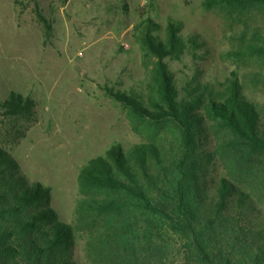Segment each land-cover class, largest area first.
Returning <instances> with one entry per match:
<instances>
[{"label": "trees", "instance_id": "trees-1", "mask_svg": "<svg viewBox=\"0 0 264 264\" xmlns=\"http://www.w3.org/2000/svg\"><path fill=\"white\" fill-rule=\"evenodd\" d=\"M203 6L236 11L264 7V0H204ZM159 28L151 17L136 26L153 64L148 94L106 88L149 141L129 151L114 144L79 174L85 197L77 206L78 223L105 221L92 244L105 258L95 264H167L153 254L176 243L178 264H264V110L248 100L236 74L224 88L207 84L179 99L166 58L179 57L187 44L179 23H168L166 39L154 33ZM248 51L264 54V46L253 42ZM34 105L14 90L1 102L12 117L30 114ZM209 119L231 136L209 143ZM218 151L231 164L222 159L225 173L217 179L209 169ZM232 165L257 170L253 184ZM51 203L52 188L31 182L0 147V264H79L73 256L78 225L62 220Z\"/></svg>", "mask_w": 264, "mask_h": 264}, {"label": "rangeland", "instance_id": "rangeland-1", "mask_svg": "<svg viewBox=\"0 0 264 264\" xmlns=\"http://www.w3.org/2000/svg\"><path fill=\"white\" fill-rule=\"evenodd\" d=\"M203 1L0 0V147L31 182L50 186L52 207L62 220L78 225L73 256L79 264L105 258L92 246L104 218L78 223L77 206L85 197L81 169L114 144L129 151L149 141L145 131L134 130L122 104L106 93L109 87L148 94L153 64L138 40V24L151 17L160 26L154 33L163 39L168 23L181 25L187 48L179 57L166 58L179 99L207 84L224 88L236 74L248 100L264 110V54L248 51L253 42L264 46V7L206 9ZM13 90L34 100L30 114L12 117L2 108ZM206 124L213 145L231 136L213 119ZM217 159L209 170L218 179L225 173L222 159L231 161L220 151ZM232 167L247 177L246 184L257 178V170ZM259 186L264 192V184ZM179 247L176 243L152 258L178 264Z\"/></svg>", "mask_w": 264, "mask_h": 264}]
</instances>
